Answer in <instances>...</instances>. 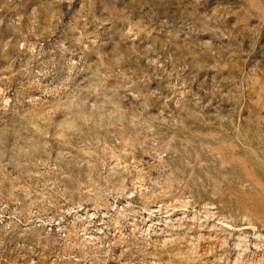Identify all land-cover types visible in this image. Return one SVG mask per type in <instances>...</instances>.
<instances>
[{
    "label": "rangeland",
    "instance_id": "rangeland-1",
    "mask_svg": "<svg viewBox=\"0 0 264 264\" xmlns=\"http://www.w3.org/2000/svg\"><path fill=\"white\" fill-rule=\"evenodd\" d=\"M0 264H264V0H0Z\"/></svg>",
    "mask_w": 264,
    "mask_h": 264
}]
</instances>
